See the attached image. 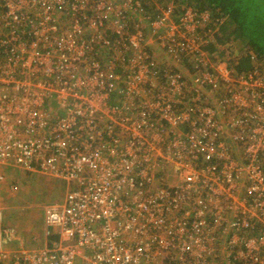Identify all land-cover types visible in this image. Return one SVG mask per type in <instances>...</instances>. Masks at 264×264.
I'll use <instances>...</instances> for the list:
<instances>
[{
	"label": "built area",
	"instance_id": "built-area-1",
	"mask_svg": "<svg viewBox=\"0 0 264 264\" xmlns=\"http://www.w3.org/2000/svg\"><path fill=\"white\" fill-rule=\"evenodd\" d=\"M207 19L0 0V185L4 165L68 185L43 206V246L0 208L1 264H264V71L216 59Z\"/></svg>",
	"mask_w": 264,
	"mask_h": 264
},
{
	"label": "trees",
	"instance_id": "trees-1",
	"mask_svg": "<svg viewBox=\"0 0 264 264\" xmlns=\"http://www.w3.org/2000/svg\"><path fill=\"white\" fill-rule=\"evenodd\" d=\"M140 1L147 10H153L155 2H172L176 4L177 13L182 5L192 7L199 14L207 12L208 19L204 28L211 29L212 39L207 42L205 48L217 59L223 58V54L229 50L226 47L220 48L221 46L231 43V48L232 44H237L236 50L232 48L229 51L233 55L230 59L233 72L239 74L256 67L264 71V0ZM149 10L148 12H151ZM198 27L201 28V24Z\"/></svg>",
	"mask_w": 264,
	"mask_h": 264
},
{
	"label": "rangeland",
	"instance_id": "rangeland-1",
	"mask_svg": "<svg viewBox=\"0 0 264 264\" xmlns=\"http://www.w3.org/2000/svg\"><path fill=\"white\" fill-rule=\"evenodd\" d=\"M215 30H217V28ZM230 44L231 43H228L220 47L229 49L226 54H223V57L229 59V62H231L230 59L233 56L229 52L230 49H237V44H232L231 48H229ZM1 168H5L7 171L6 178L8 182L4 183L2 186L0 185V208L5 209V216L9 213H14L12 217L10 215L4 218L3 224L11 223L16 228L21 229L17 226V221H24L27 223L28 221L34 220L41 222L43 220V206L49 201H54L49 200L50 196L54 195L55 197H59L64 192V185H61L60 179H58V181H60L58 182L56 181L57 178L50 174L41 172L30 174L25 171L22 172L20 168L13 166L5 167V165L1 166ZM48 183L56 187L49 188ZM11 185H17L18 190H11ZM14 209L18 210L15 211ZM21 231H23V229Z\"/></svg>",
	"mask_w": 264,
	"mask_h": 264
},
{
	"label": "crops",
	"instance_id": "crops-1",
	"mask_svg": "<svg viewBox=\"0 0 264 264\" xmlns=\"http://www.w3.org/2000/svg\"><path fill=\"white\" fill-rule=\"evenodd\" d=\"M116 2H119V0H116ZM158 5V3H154V6H152V8L154 7L153 10H149L151 12H155L156 11V6ZM144 6V5H143ZM145 7V6H144ZM146 8V7H145ZM147 9V8H146ZM147 10V12H148ZM175 20L177 19L176 16L173 17ZM60 28L63 27V28H68L69 27V22L67 21L66 18L64 17H61L60 21ZM153 46L155 47V51L158 55V59L160 60V66H171V60L168 59L165 55V51L159 47L158 45L154 44L153 43ZM107 54V52H105V55ZM107 57V55H106ZM116 70L118 71H121V68L119 66H117ZM116 97V96H115ZM117 99V98H115ZM7 166H10L11 165H7ZM5 165V167H7ZM4 170V173H5V179L4 181L2 182L1 186L4 184V183H7V178H6V170L5 168L3 169ZM21 171H25L27 173H30V174H36V173H40L41 171H38V170H32V171H27L25 169H21ZM42 173V172H41ZM46 176V175H45ZM59 178H57L56 181H58ZM61 181V182H60ZM60 182L61 185H64V192L67 188V183L60 179ZM49 185V188H53V187H56L55 185L51 186V183H48ZM11 190L13 191H17L18 190V186L17 185H11ZM64 192L62 195H60L59 197H55L54 195H51L50 196V199L49 200H59L63 195H64ZM48 203V202H47ZM26 222L24 221H17V226L20 227L21 229H23L22 232V235H23V239L22 241L25 242V244H27L28 246H43L45 243H50L53 239L57 238V231L54 227H49L48 230H49V234L45 233V230H46V227L45 225L43 224V220L41 222H38V221H28L26 224ZM25 231V232H24ZM17 243H18V240L16 241H12L10 244L13 245V246H17ZM3 264H6L5 263V260L3 261Z\"/></svg>",
	"mask_w": 264,
	"mask_h": 264
}]
</instances>
